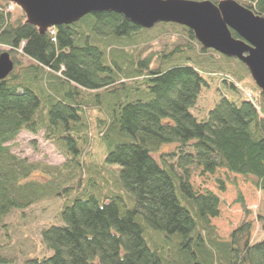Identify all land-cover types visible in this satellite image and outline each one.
<instances>
[{
  "label": "trees",
  "instance_id": "1",
  "mask_svg": "<svg viewBox=\"0 0 264 264\" xmlns=\"http://www.w3.org/2000/svg\"><path fill=\"white\" fill-rule=\"evenodd\" d=\"M234 1L264 17V0ZM0 48L13 61L0 81V264H264V206L249 209L236 181L264 199V96L239 60L184 26L115 12L41 34L1 0ZM234 63L256 95L241 97ZM207 78L232 97L202 116ZM20 138L64 161L20 159ZM218 172L215 191L194 189L196 173ZM228 186L242 217L224 237Z\"/></svg>",
  "mask_w": 264,
  "mask_h": 264
},
{
  "label": "water",
  "instance_id": "2",
  "mask_svg": "<svg viewBox=\"0 0 264 264\" xmlns=\"http://www.w3.org/2000/svg\"><path fill=\"white\" fill-rule=\"evenodd\" d=\"M17 6L26 23L41 34L70 25L87 14L115 12L140 27L172 23L191 30L197 42L227 58L239 60L264 96V17L234 0L218 4L191 0H1ZM237 34L238 39L232 36ZM13 70L8 52L0 54V81Z\"/></svg>",
  "mask_w": 264,
  "mask_h": 264
},
{
  "label": "rangeland",
  "instance_id": "3",
  "mask_svg": "<svg viewBox=\"0 0 264 264\" xmlns=\"http://www.w3.org/2000/svg\"><path fill=\"white\" fill-rule=\"evenodd\" d=\"M3 4L8 7V11H10L13 23L19 18H25L26 21L24 13L17 6L7 2H3ZM3 52H6L5 48H0V54H2ZM230 66L231 70L235 71V69H239L238 71L243 74L242 81L240 82V89L242 92L241 97H246L245 91L251 93L252 95H256L252 81L248 75H245V73H243L244 69L242 68L241 64L239 65L238 63V67L236 63ZM215 68L216 64L212 66V69ZM204 91L205 93L200 96L201 98L199 99L200 101L198 104L199 108L201 109L200 114L202 116L205 115L210 109L211 105L217 102L223 95L227 97H232L230 88H228L223 82L218 81L216 78L208 80V86L205 88ZM28 138H20L17 141L19 145L13 149V152L16 153L20 159H24L27 162L41 161L43 163L48 164H59L64 161L63 155L59 151H57L53 146H51V144H47L41 139H39L37 141L38 145L36 146V148H32V146L30 145L31 140ZM216 177L221 178L219 172L216 173V175L213 177H201L198 176V173H196L192 178V184L194 186V189L201 190L203 188H206L215 191L214 178ZM236 181L238 183L239 189L241 190L247 202L248 208L252 209L254 212L262 211V208L264 206V199L262 195L253 190V188L247 182H244L241 179H237ZM219 195L223 202V205H221L220 207V217L214 223L218 227L221 236L225 237L227 235L229 227L233 224H236L241 219L242 214L238 206L233 205V201L235 200V191L230 186L227 187V192L225 194ZM259 230L260 225L256 224L255 235L260 234ZM157 240H159L158 237Z\"/></svg>",
  "mask_w": 264,
  "mask_h": 264
}]
</instances>
